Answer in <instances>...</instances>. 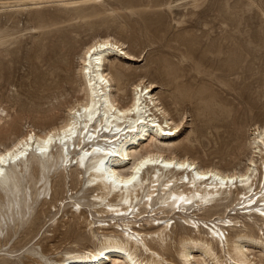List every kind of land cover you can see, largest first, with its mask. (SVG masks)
Returning <instances> with one entry per match:
<instances>
[{
    "label": "bare ground",
    "instance_id": "1",
    "mask_svg": "<svg viewBox=\"0 0 264 264\" xmlns=\"http://www.w3.org/2000/svg\"><path fill=\"white\" fill-rule=\"evenodd\" d=\"M75 1L7 3L0 10ZM68 48L65 43L55 47L51 57L65 59ZM77 57L78 95L62 120L38 129L27 125L0 146V197L7 201L16 200L29 165L44 178L58 159L60 166H74L70 173L80 175L86 193L92 191L87 208L94 209L99 219L83 218L86 233L70 226L62 238L71 237L72 246L54 264H264V119L249 120L262 98L250 91L240 93L239 105L219 114L225 154L236 164L243 149L240 136L244 131L250 135L244 165L205 164L177 153L188 148L175 143L187 119L183 114L173 118L164 108L154 92L155 82L139 76L128 92L122 85L131 69L129 61L143 59L124 42L108 33L94 36ZM57 200L59 208L65 206L64 198ZM74 206L72 215L81 217L83 206L75 199ZM174 217L184 218V230L190 235L179 238L177 256L172 258L176 262H169L163 254ZM227 229L234 231L232 236H227ZM88 239L98 241L90 248L73 245ZM14 256L1 258L10 262ZM45 261L43 256L34 257L29 264Z\"/></svg>",
    "mask_w": 264,
    "mask_h": 264
},
{
    "label": "rangeland",
    "instance_id": "2",
    "mask_svg": "<svg viewBox=\"0 0 264 264\" xmlns=\"http://www.w3.org/2000/svg\"><path fill=\"white\" fill-rule=\"evenodd\" d=\"M27 1L41 0H0V5ZM105 33L143 58L129 61L130 72L121 81L126 91L143 76L157 84L154 92L173 118L186 117L174 142L189 149L177 153L205 164L244 165L250 155L244 149L250 135L244 131L240 136L243 149L236 164L225 154L219 114L239 105L240 93L250 91L262 99L249 120L264 119V0H76L0 10V110H4L0 111V146L27 125L38 129L62 120L67 105L78 95L77 56L85 43ZM64 43L70 47L69 54L54 60L52 50ZM60 165L61 160H56L44 178L29 165L16 200L0 197V264H29L42 256L47 264H54L72 246L71 237L62 238L65 231L74 226L86 233L83 218L99 219L94 209L87 208L92 191L86 193L80 175L70 173L74 166ZM58 198L65 199L64 207L59 208ZM74 199L84 208L81 217L72 215ZM183 219L174 217L168 232L163 257L169 262H176L172 258L177 256L179 238L190 235ZM259 227L258 221L255 233ZM225 231L227 236L234 233ZM97 241L73 245L90 248ZM9 253L16 256L3 261L1 257Z\"/></svg>",
    "mask_w": 264,
    "mask_h": 264
},
{
    "label": "snow or ice",
    "instance_id": "3",
    "mask_svg": "<svg viewBox=\"0 0 264 264\" xmlns=\"http://www.w3.org/2000/svg\"><path fill=\"white\" fill-rule=\"evenodd\" d=\"M94 51V50H93ZM29 139H31V137H29ZM8 155L9 156H11V153H8ZM3 159V157L2 156H0V160H2ZM146 163H148V161H145L144 162V164H146ZM171 165H169V164H165V167H170ZM142 167H143V164H142ZM181 167H187V165H181ZM133 179H135V178H133Z\"/></svg>",
    "mask_w": 264,
    "mask_h": 264
}]
</instances>
